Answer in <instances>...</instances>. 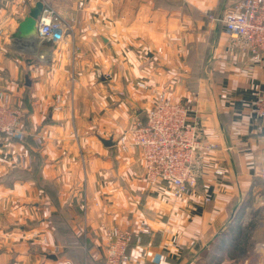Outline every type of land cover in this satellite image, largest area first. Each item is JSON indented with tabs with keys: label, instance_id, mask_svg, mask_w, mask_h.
<instances>
[{
	"label": "crops",
	"instance_id": "obj_1",
	"mask_svg": "<svg viewBox=\"0 0 264 264\" xmlns=\"http://www.w3.org/2000/svg\"><path fill=\"white\" fill-rule=\"evenodd\" d=\"M44 1L74 20L68 42L22 36L35 1L0 0V90L26 132L0 138V264H102L112 226L131 231L128 264H207L201 253L239 208L237 228L258 216L254 246L218 264H264V118L250 109L264 63L204 14L236 0ZM160 91L212 145L179 195L145 181L137 146H118Z\"/></svg>",
	"mask_w": 264,
	"mask_h": 264
},
{
	"label": "built area",
	"instance_id": "obj_2",
	"mask_svg": "<svg viewBox=\"0 0 264 264\" xmlns=\"http://www.w3.org/2000/svg\"><path fill=\"white\" fill-rule=\"evenodd\" d=\"M36 0H19L20 3ZM43 9L36 20L34 36L55 43L68 42L74 20L63 18L51 5L42 0ZM78 4H82L80 1ZM208 21L223 27L231 37H240L250 54L252 64L264 63V0H236L221 13L205 11ZM145 87L143 83H139ZM10 93L0 90V138L22 141L26 132L21 120V110L10 105ZM251 111L264 118V93H258L250 103ZM187 105L171 100L166 92L156 93L154 104L146 110L145 121H134L118 140L121 150L129 146L140 149L144 164V177L149 184L166 182L175 195L196 186L192 160L200 148L212 145L198 139L196 129L187 122ZM220 170H216L219 173ZM35 236L34 233L30 236ZM131 231L118 226L105 228V247L102 264H128L126 253ZM46 241L45 239H43ZM256 248H264L258 243ZM55 252L58 246H53ZM63 264H72L65 259ZM85 264V263H84Z\"/></svg>",
	"mask_w": 264,
	"mask_h": 264
},
{
	"label": "trees",
	"instance_id": "obj_3",
	"mask_svg": "<svg viewBox=\"0 0 264 264\" xmlns=\"http://www.w3.org/2000/svg\"><path fill=\"white\" fill-rule=\"evenodd\" d=\"M34 157L35 158L33 160V167L32 168L35 167V162L34 161H36V159H37L36 156H34ZM234 214H235V212H234ZM254 224H255L254 220L250 219L243 227L235 228V230H234L233 228H234V225H235V219L234 218L230 219L227 222L226 227H225V229L228 232V234L226 233L227 236L225 238V241L223 239H219V237L224 232L223 233H219L214 238V240L210 243L208 249L201 253V256H204V257L208 258L207 255H210V251L209 250H211L214 247V245H215V247H217L216 246L217 242H219V241L222 242V240H223L224 243L222 242L223 244L219 245V246H222V248H223L222 250H225V249H228V248H232V250L240 249L239 253L244 254L246 252L244 247H246V243H247V241H248V239L250 237L251 230L254 228ZM217 258H218V256L216 257V259Z\"/></svg>",
	"mask_w": 264,
	"mask_h": 264
},
{
	"label": "rangeland",
	"instance_id": "obj_4",
	"mask_svg": "<svg viewBox=\"0 0 264 264\" xmlns=\"http://www.w3.org/2000/svg\"><path fill=\"white\" fill-rule=\"evenodd\" d=\"M121 151H125V150H121ZM145 181H146V179H145ZM240 211H241V208H239L237 210V212L234 214V219H235V225H234V228H233L234 230H235V228L238 227L237 225L241 222V220H240L241 219V215H239L240 214ZM253 220H254L255 223H257L258 216L257 217L255 216V218H253ZM220 233H223V234L219 237V239H223L225 241V238L227 236L226 233L228 234L227 230L224 228V230H222ZM34 237L37 238V236H34L33 235L32 237H30V239H35ZM39 239H43V237L42 238H39ZM223 240H222V242H223ZM42 241H44V240H42ZM222 242H220V241L217 242V245H216L217 247H215V245H214V247L211 250H209L210 251V255H207V256L209 257L210 260L208 261L207 264H218L219 260L221 259L222 253L223 254L225 253L226 256H229L231 258H235V261H238L244 255L245 256H248L249 253L251 252L252 247L254 246V244H253L254 240L252 238L250 239V237H249V239H248V241L246 243V247H244V249L246 250V252L244 254H241V253H239V250L240 249H234V250H232V248H230V249H228L230 252H228L226 249H225L226 251L225 250H222L223 249L222 246H219V245H222L224 243V242L223 243ZM255 249L257 250L256 245H255ZM217 256H218V258L216 259Z\"/></svg>",
	"mask_w": 264,
	"mask_h": 264
},
{
	"label": "water",
	"instance_id": "obj_5",
	"mask_svg": "<svg viewBox=\"0 0 264 264\" xmlns=\"http://www.w3.org/2000/svg\"><path fill=\"white\" fill-rule=\"evenodd\" d=\"M43 9L42 0H36L34 5L31 6L27 14L23 17V19L19 22L18 30L22 36L28 37L32 33L35 32V24L38 16L40 15ZM104 143L111 145V140H103Z\"/></svg>",
	"mask_w": 264,
	"mask_h": 264
}]
</instances>
